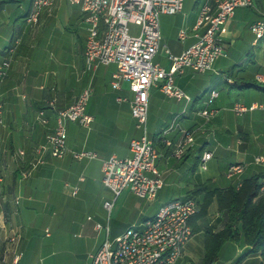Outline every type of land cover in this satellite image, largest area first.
I'll return each mask as SVG.
<instances>
[{"label": "crops", "instance_id": "0c3cea01", "mask_svg": "<svg viewBox=\"0 0 264 264\" xmlns=\"http://www.w3.org/2000/svg\"><path fill=\"white\" fill-rule=\"evenodd\" d=\"M204 1L194 0L191 9L184 11L183 0L181 13L160 16L163 55L164 48L179 55L196 41L191 28ZM251 1V7L237 8L223 25L219 39L224 56L210 70L174 75V84L188 101L168 98L157 86L150 89L147 112L156 110L159 115L148 135L158 152L163 186L147 201L127 190L115 198L101 182L102 162L111 155L128 157L129 141L139 137L141 130L131 116L133 94L128 83L120 81L119 88L112 84L116 65L85 68L87 32L80 5L53 0L38 22L30 24L25 18L32 0H0V62L9 57L7 48L13 47L7 75L0 82L1 264H8L14 253L20 254L19 264H91L90 256L105 240L115 239L129 227L141 228L163 204L189 196L201 203L204 192L194 194L198 187L234 186L236 179L226 177L229 165H243L241 180L264 175V163H253L255 157H264V91L238 85L242 80L264 84L256 80L264 78V39L255 42L249 29L264 18V0ZM130 26L139 32L138 26ZM183 29L187 36L180 40ZM160 51L155 63L167 69ZM87 87L91 93L85 111L92 123L82 127L65 122L64 155L56 158L46 149L42 162L36 163L35 149L46 145L57 112L71 106ZM211 90L218 95L208 103ZM235 104L256 108L239 115L233 110ZM183 131L191 132L193 141L176 159L174 145ZM164 139L172 144L167 146ZM83 150L95 157H72V152ZM204 152L212 155L202 169ZM112 200L108 212L104 202ZM223 223L215 203L205 215L190 220L191 236L175 264L199 263L205 255L206 230L217 232ZM12 235L18 236L16 243L8 242ZM249 249L225 243L216 260L259 264V256Z\"/></svg>", "mask_w": 264, "mask_h": 264}, {"label": "built area", "instance_id": "2783aa9c", "mask_svg": "<svg viewBox=\"0 0 264 264\" xmlns=\"http://www.w3.org/2000/svg\"><path fill=\"white\" fill-rule=\"evenodd\" d=\"M70 4H79L86 24V43L83 58L86 70H94L99 65L115 64L112 84L119 88L120 81H126L133 94L131 116L136 128L141 130L139 137L129 141V156L120 158L109 156L101 165V182L116 198L127 190L136 197L151 201L163 186V180L157 168L158 152L150 139L146 121L148 96L152 87H159L168 98L188 101L189 98L175 84V74H183L186 70L204 73L211 69L216 59L224 56L220 44V32L223 25L234 15L237 8H249L251 0H205L199 6L198 15L191 28L196 41L184 49L179 55H173L167 48L164 53L170 61L168 70L153 62L161 50V34L159 19L162 15L181 13L183 0H67ZM53 0H32L31 10L25 21L36 24L44 9L52 6ZM139 27V32L131 34L129 25ZM249 29L254 41L264 39V18L254 21ZM187 31L181 30L180 40L185 39ZM16 41H14V44ZM9 57L0 62V82L7 75L10 55L13 47L7 48ZM257 81L264 82L258 76ZM91 88H85L68 108L57 112L56 126L47 135L46 145L35 149L36 163H41V154L48 149L52 156L61 158L65 153V122H75L82 127L92 123V117L85 111ZM218 92L211 90L207 102L211 103ZM118 100H120L118 98ZM1 107V105H0ZM256 108L255 104L246 107L235 104L233 110L242 114ZM42 113H40V116ZM1 124V120H0ZM164 131V134L169 130ZM193 141L191 132L183 131L181 139L174 145L173 156L180 159L188 145ZM163 142L170 146L168 140ZM20 155L23 152H19ZM210 152H204L200 167L205 169V162L211 158ZM75 159L93 158L89 151L72 152ZM254 164L264 163V157L257 156ZM242 164H231L226 170V177L236 179L235 187L241 186L239 178L243 172ZM260 191H264V179L260 182ZM75 194V190L73 192ZM112 201L104 202L109 212ZM199 211L194 198L174 199L163 204L156 214L145 221L141 228L129 227L121 235L103 242L92 254L91 264H175L191 236L190 219ZM17 235L8 238V242L16 243ZM20 254L14 253L8 264H19ZM2 260L0 259V264Z\"/></svg>", "mask_w": 264, "mask_h": 264}, {"label": "trees", "instance_id": "16d2710c", "mask_svg": "<svg viewBox=\"0 0 264 264\" xmlns=\"http://www.w3.org/2000/svg\"><path fill=\"white\" fill-rule=\"evenodd\" d=\"M240 88H256L264 91V84L256 81L238 82ZM264 175L259 174L242 179L236 188L198 187L195 193L204 192L195 220L206 214L212 203L223 216V227L217 232L207 229L205 232V255L197 264H213L220 247L225 243L243 244L249 247V253L259 256V264H264V194L260 191V182ZM194 198V196H189ZM190 222V221H189Z\"/></svg>", "mask_w": 264, "mask_h": 264}, {"label": "rangeland", "instance_id": "374dc122", "mask_svg": "<svg viewBox=\"0 0 264 264\" xmlns=\"http://www.w3.org/2000/svg\"><path fill=\"white\" fill-rule=\"evenodd\" d=\"M194 0H184V3H185V7H184V11H186V8L187 9H191V6H192V3H193ZM174 19H176L177 17H173ZM129 30H130V33L131 34H137V27L135 26H130L129 25ZM172 32V31H171ZM173 33V32H172ZM174 34V33H173ZM162 51V50H161ZM160 51V54L162 55V59H161V64L162 65H166L167 69L164 68L165 70H168V64L170 66V61L167 59V57L165 55H163V52L161 53ZM165 58H164V57ZM153 62H155V60H153ZM168 62V63H167ZM148 116V122L146 123V127H147V131L148 133L151 131V129L154 128V123H155V120L157 119V116L159 115L158 112L156 110H153L151 111V109L149 110V112H147ZM199 209H200V206H199ZM198 214V213H197ZM119 229V228H118ZM124 232V231H123ZM215 264H230L229 262L225 261V258H221V259H218L216 260ZM233 264V263H232Z\"/></svg>", "mask_w": 264, "mask_h": 264}]
</instances>
